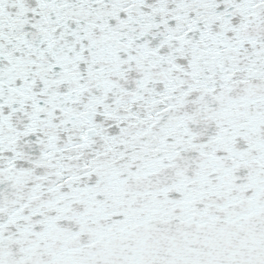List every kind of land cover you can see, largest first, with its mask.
Wrapping results in <instances>:
<instances>
[{
  "label": "snow or ice",
  "instance_id": "obj_1",
  "mask_svg": "<svg viewBox=\"0 0 264 264\" xmlns=\"http://www.w3.org/2000/svg\"><path fill=\"white\" fill-rule=\"evenodd\" d=\"M0 264H264V0H0Z\"/></svg>",
  "mask_w": 264,
  "mask_h": 264
}]
</instances>
